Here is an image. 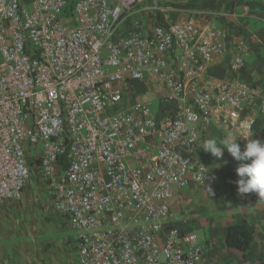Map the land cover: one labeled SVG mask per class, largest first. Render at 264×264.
<instances>
[{"label":"built area","instance_id":"obj_1","mask_svg":"<svg viewBox=\"0 0 264 264\" xmlns=\"http://www.w3.org/2000/svg\"><path fill=\"white\" fill-rule=\"evenodd\" d=\"M71 1L0 0V205L35 171L79 264H218L172 200L215 180L197 147L211 132L264 118L252 31L178 0Z\"/></svg>","mask_w":264,"mask_h":264},{"label":"crops","instance_id":"obj_2","mask_svg":"<svg viewBox=\"0 0 264 264\" xmlns=\"http://www.w3.org/2000/svg\"><path fill=\"white\" fill-rule=\"evenodd\" d=\"M178 1L217 7L226 22L243 21L249 26L254 50L247 58L244 77L255 81L264 92V0ZM245 1L251 6V17L236 19L229 15L232 6L241 8ZM256 124L259 128H253L251 138L264 142V118ZM224 138L217 132L208 136L217 141ZM238 142L243 150L246 140L238 138ZM229 158L233 157L226 148L220 158L204 152L205 161L215 172V180L203 186H176L172 200L174 221L186 230L196 233L202 230L205 239H212L207 254L218 264H264V199L257 193L238 192V175L225 172ZM241 221L247 222L255 236L254 255L247 258L242 251L225 243L227 227ZM0 264H79L76 231L54 210L47 181L35 171L20 199L5 200L0 205Z\"/></svg>","mask_w":264,"mask_h":264},{"label":"clouds","instance_id":"obj_3","mask_svg":"<svg viewBox=\"0 0 264 264\" xmlns=\"http://www.w3.org/2000/svg\"><path fill=\"white\" fill-rule=\"evenodd\" d=\"M252 135L251 133L247 135L240 133L235 138L228 136L220 141L206 139L197 147L202 148L205 152H211L217 158L223 156V150L226 148L234 159L246 162L236 169L239 177L236 182L238 192L241 195L257 193L261 199H264V142L251 138ZM239 137L246 140L243 150L238 142ZM192 143H195V140ZM221 145H223V148Z\"/></svg>","mask_w":264,"mask_h":264},{"label":"trees","instance_id":"obj_4","mask_svg":"<svg viewBox=\"0 0 264 264\" xmlns=\"http://www.w3.org/2000/svg\"><path fill=\"white\" fill-rule=\"evenodd\" d=\"M73 2L74 0H72L68 7L65 9V14L69 13L72 10ZM254 128L258 129L259 126L257 124H254ZM242 163L245 162L237 161L234 158H229L224 165L226 174L237 175L236 169ZM254 239L255 236L253 234V231L246 221L237 222L227 227L225 236L226 245L242 251L245 258L254 255Z\"/></svg>","mask_w":264,"mask_h":264},{"label":"rangeland","instance_id":"obj_5","mask_svg":"<svg viewBox=\"0 0 264 264\" xmlns=\"http://www.w3.org/2000/svg\"><path fill=\"white\" fill-rule=\"evenodd\" d=\"M136 90H137V92H144V91H146L147 89L143 86V85H140V84H137L136 85ZM157 103V102H156ZM201 231L202 230H199L198 231V233H197V235H198V239H200V240H204L205 239V233H202L201 234Z\"/></svg>","mask_w":264,"mask_h":264}]
</instances>
